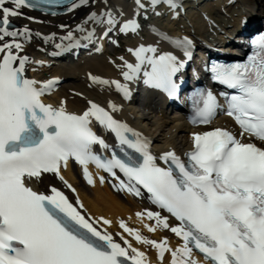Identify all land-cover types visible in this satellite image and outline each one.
I'll return each mask as SVG.
<instances>
[{"label": "snow or ice", "instance_id": "6c2138e0", "mask_svg": "<svg viewBox=\"0 0 264 264\" xmlns=\"http://www.w3.org/2000/svg\"><path fill=\"white\" fill-rule=\"evenodd\" d=\"M100 2L102 6L97 0H0V264H150L144 251L122 234L120 241L114 239L102 226L110 220L91 217L78 195L70 200L60 188L45 184L46 174H54L75 193L61 175L70 159L83 166L89 183L94 180L88 165L95 164L110 173L120 189L136 196L146 190L160 211L137 215L155 221L146 225L149 231L168 229L181 243L171 247L167 237L149 239L123 220L120 227L155 247L161 264L166 252L169 264H264V33L251 38L246 59L205 65L212 81L232 90L219 94L223 104L207 87L194 88L189 97L194 125L211 124L223 111L239 131L212 127L193 132L183 159L175 149L154 154L150 140L114 114L121 105L108 100L105 107L87 100L82 112L70 111L66 98L56 104L45 102L44 97L57 88L58 77L37 79L27 74L29 68L38 70L33 65L46 63L25 53V44L34 37L54 45L57 51L51 54L59 55L79 46L82 39H110L117 30L140 32V17H146L149 8L155 11L166 4L174 16L182 8L179 0H135L134 18L122 19V9L114 10L109 0ZM90 4L92 10L74 29L59 26L67 29L63 35L18 27L12 20L37 19L26 15L25 8L55 16L57 9L73 12ZM151 31L171 50L158 41L140 42L127 49L132 59L119 57L116 67L122 80L91 73L90 80L114 88L124 99L130 98V85L139 81L178 98L194 41L155 25ZM94 124L114 134L115 144L94 130Z\"/></svg>", "mask_w": 264, "mask_h": 264}, {"label": "bare ground", "instance_id": "6f19581e", "mask_svg": "<svg viewBox=\"0 0 264 264\" xmlns=\"http://www.w3.org/2000/svg\"><path fill=\"white\" fill-rule=\"evenodd\" d=\"M125 1L127 0H109V5L114 10L116 7L128 9L130 4H123V2ZM241 1V3H244L246 5V9L249 7L248 4L250 2L252 3V1L253 3L257 2L260 7L264 8V0ZM215 3L208 0L205 6L209 5V8L211 9L210 11H213V4ZM97 6H102L100 0H97ZM229 6L230 5H228L227 8ZM92 7L93 6L90 4L89 6L78 8L73 12H70L69 14L60 18H50L32 13L27 10H23L26 15L34 16L37 19L30 21L26 19L25 16L14 17L13 19L16 26L18 27L28 25L33 31H40L43 34L56 32L58 35H63L67 31V29H61L59 27L61 24L68 25L70 28L74 29L75 25L77 23H80L84 16L90 10H92ZM246 9H243V11L245 12ZM156 10L160 11L161 14L164 12L163 7L157 8ZM166 12H168V10H166ZM188 15H190V12L187 14V16ZM243 15L245 14H240V19L235 21L236 25L234 26V28H236V26L240 24V20ZM196 16H199V14H197ZM178 17L181 18L180 16H174L172 12H170V15L168 17L169 25L175 23L179 19ZM195 20L198 21V18ZM194 22L195 21H191L192 24H194ZM199 27V29L203 28L204 30H206L204 23ZM187 28L191 29L189 27ZM77 34L79 35V33ZM144 34L145 39L137 38L135 39L134 45L129 44V47L138 46L140 42L151 43L154 41L160 42L161 47L163 45H167L166 43L161 42L160 38L156 36L152 35V37H149L148 33ZM51 46L52 44H45L41 38L34 37L31 42L25 44V53L31 55L32 57H39L41 56L42 49H48V47ZM125 56L132 59L129 53H127ZM83 62L84 64L78 63L77 65L75 64L76 66L63 65L62 67H55L48 71H46L45 68H41L42 66L33 65V67H37L38 70L36 72H33L31 68H29L28 71L31 75L36 76V78L40 75H44L46 72L49 75H59L67 77V81L69 83L67 82V84L65 85L66 87L62 88L55 96L52 97L50 103L56 104L60 99L66 98L67 108L69 110L77 112H82L87 107V100L92 98L98 100L105 107L107 106L108 100H113L115 103L117 102L118 105L121 104L122 106V103H120L118 98L113 94L112 89L104 88L98 84H94L89 77V74L91 73L92 75L101 76L104 78L115 79L116 77H118L117 79L122 80L120 72H117V68H113L110 64H108L109 62L105 63L99 57L96 56L89 57L88 59L83 60ZM88 86H91V88H89ZM79 94H82L83 97ZM147 113V115H144L145 119L143 124L147 127L149 124L148 128L150 133L148 134L156 142V144L159 145H156L157 149L160 147L161 149H163L162 151H166L169 150V147H172L177 153H179L182 149L185 148L190 149L192 144V135H190L191 129L188 125H186L185 123L175 122L169 119L162 110H156L152 112L148 111ZM122 114L127 117L124 113ZM128 117L131 119V115L128 114ZM134 122L138 125V122ZM141 133H143V131H141ZM88 170L94 180L93 183H89L88 178L85 176L90 188L80 178L79 174L73 172L71 168H69L65 172V175L67 174L68 177H66L67 179L65 180L72 184V186L76 189L75 193L71 192L70 189L62 186L59 182L55 180L54 176L52 175L46 177L45 184L51 183L55 186H59L60 188H62V191H64L65 194L69 196L71 200H75L76 196L78 195L80 201L84 205V210H86L87 213L91 215V217L99 218L102 216L112 222L109 225H102L101 222V225L107 228L108 231L112 232L113 236L117 240H121L122 234L124 238L128 239L132 243L133 247L139 248L141 251H144L147 254L150 260V264H161V262H158L155 258L157 254L155 247L137 241L134 236L129 235V233L125 232L124 229L120 227V221L123 220L128 227L139 230V232L145 237H150L148 234L149 229L148 227H146V225H149V221L143 218V216L137 215V213L145 212L147 208L150 207V205L147 202L140 200H138V203H136L131 200L129 196H122L117 193L110 184L106 183L105 178L103 181H101L100 177H102L103 175L100 173L97 167H95L94 169L88 167ZM144 206H146L147 208H145ZM156 235L162 239L165 237L161 232H157ZM168 242L172 247H176L181 243H177L176 241L174 242L171 239H169ZM173 244H176V246H173ZM169 261L170 260L168 259H164L163 264H169Z\"/></svg>", "mask_w": 264, "mask_h": 264}, {"label": "rangeland", "instance_id": "374dc122", "mask_svg": "<svg viewBox=\"0 0 264 264\" xmlns=\"http://www.w3.org/2000/svg\"><path fill=\"white\" fill-rule=\"evenodd\" d=\"M240 6L239 5H236L235 8L233 9H229L227 14L225 16H222V15H218V16H212L210 18V21L211 22H208V25L205 26V29L204 30L203 28H201V31H205L207 33V35H211V36H218L219 33L216 31L218 28L221 29L223 28V23H227V22H233L234 19H236L235 15L238 13V11L240 10L238 7ZM237 7V8H236ZM239 9V10H238ZM163 22V23H162ZM161 23V27L163 29H171L173 32L175 33H181L182 31L186 30L185 26L183 24H175V23H172V25H169V21H168V16L165 17L164 19H162V21L160 22ZM223 30V29H222ZM110 57V55H107V56H103V57H100V59L102 61H104L105 63L108 62V58ZM144 127H146V125H143ZM129 203V201H128Z\"/></svg>", "mask_w": 264, "mask_h": 264}]
</instances>
